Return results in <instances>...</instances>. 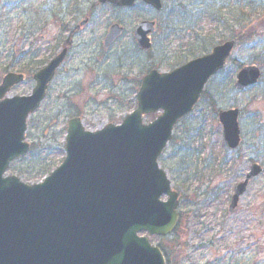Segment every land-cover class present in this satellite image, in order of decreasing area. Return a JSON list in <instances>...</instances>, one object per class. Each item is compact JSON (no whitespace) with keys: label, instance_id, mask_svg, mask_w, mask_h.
<instances>
[{"label":"rangeland","instance_id":"rangeland-1","mask_svg":"<svg viewBox=\"0 0 264 264\" xmlns=\"http://www.w3.org/2000/svg\"><path fill=\"white\" fill-rule=\"evenodd\" d=\"M85 17L89 22L81 27ZM142 20L157 24L148 52H139L132 39ZM113 22L124 32L103 56L100 43ZM241 25L255 35L236 43L191 113L176 124L158 159L180 195V227L167 237L148 239L161 249L166 264H225L219 262L221 246L251 234L264 245V0H162L159 12L143 3L116 8L97 0H0V81L6 72L25 75L9 96L29 95L33 73L64 45L71 47L46 97L28 117V153L10 165L6 175L29 184L42 181L65 156L69 118L79 117L93 132L120 124L135 108L139 85L123 93V84L117 82L121 75L140 81L150 70L170 72L230 40ZM99 55L102 59L94 67L93 57ZM250 64L261 70V77L255 85L237 90L235 76ZM229 108L239 110L238 152L225 147L217 120L218 111ZM158 115L148 114L144 122ZM252 163L263 171L250 180L237 209L229 213L232 189ZM261 247L258 264H264Z\"/></svg>","mask_w":264,"mask_h":264},{"label":"water","instance_id":"water-1","mask_svg":"<svg viewBox=\"0 0 264 264\" xmlns=\"http://www.w3.org/2000/svg\"><path fill=\"white\" fill-rule=\"evenodd\" d=\"M156 10L161 0H141ZM133 7L136 0H98ZM84 24V21L81 23ZM155 21H140L133 40L140 50L151 47ZM123 27L112 24L103 45L109 47ZM234 40L213 47L170 72L151 70L136 93V107L119 125L84 129L79 118L66 127L65 157L44 180L25 184L4 176L9 163L28 151L24 141L27 117L44 99L45 90L63 60L65 50L35 75L28 96L5 97L22 75L7 73L0 83V264H164L157 247L145 236H166L175 228L177 193L158 167L157 158L171 138L173 126L188 114L208 79L222 69ZM260 70L244 66L236 74L242 90L257 82ZM161 111L151 123L143 116ZM238 110L218 112L229 148L239 141ZM254 164L234 187L229 210L259 174ZM167 199L161 201L160 197Z\"/></svg>","mask_w":264,"mask_h":264},{"label":"flooded vegetation","instance_id":"flooded-vegetation-1","mask_svg":"<svg viewBox=\"0 0 264 264\" xmlns=\"http://www.w3.org/2000/svg\"><path fill=\"white\" fill-rule=\"evenodd\" d=\"M60 10H62V9L60 8ZM63 14H61V15L63 16ZM83 21H84V24H81ZM82 22L79 25L83 27L89 22V17H85L84 20H82ZM113 23H116V22H113ZM113 23H111L109 26H107L106 30L104 31L101 43H100L101 44V49H102V52H103L102 53L103 56H106V55H108L110 53V51H111L110 49L112 48V46L118 40H120V38H121V36L123 34L122 33L121 36L119 38H117L109 47H107V48L104 47V45H103L104 38H105V36L108 33L109 27ZM65 28L66 27L64 26V29ZM70 48L71 47L68 46V45H64L63 48H61V50L65 49L66 53H65L64 60L60 64L59 70L64 66L65 62L67 61V57L70 54ZM101 59H102V55H99V57L97 56L95 58L93 57V65H94V67H95V62L97 64V63L100 62ZM119 67H120V69H123L124 68V64H122V65L119 64ZM18 73H21V72H18ZM24 78H25V75H24ZM117 82L118 83L121 82L123 84V93H127V92H129V89L131 88V86H133V84L138 83L139 80L128 79V78L124 77L123 75H121L118 78ZM241 149H242V145H241V139H240V143H239L238 147L234 150V152H238ZM232 193H233V189H232ZM177 194H178L177 213H178L179 218H178V225L175 228L174 232H176L179 229L180 223L182 221L181 217L183 216L182 212H179V206H180V203H181L179 192H177ZM231 196H232V194H231ZM242 196H243V194L239 197V200H240V198ZM230 199H231V197H230ZM239 200L236 203V205L232 208V210H229L228 207H227V211L229 213H232L234 210L237 209V207L239 205ZM261 246H264V245L259 244V237H255L254 234H251L250 237H237L233 242L227 243V244H224V245L221 246V256H220L219 262L220 263L225 262V264H258L257 256H258V254L260 252V249H263ZM223 252H224V254L222 255ZM165 261H166V259H165Z\"/></svg>","mask_w":264,"mask_h":264},{"label":"trees","instance_id":"trees-1","mask_svg":"<svg viewBox=\"0 0 264 264\" xmlns=\"http://www.w3.org/2000/svg\"><path fill=\"white\" fill-rule=\"evenodd\" d=\"M254 35H255L254 31L253 30L249 31L248 26L241 25V30L238 33H236L235 35L231 36L230 38L234 39L236 41V43H240L243 40L251 38Z\"/></svg>","mask_w":264,"mask_h":264}]
</instances>
